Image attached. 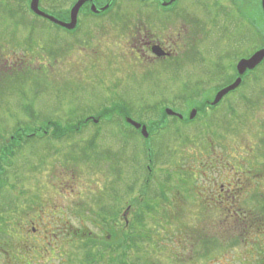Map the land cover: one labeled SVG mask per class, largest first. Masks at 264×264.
<instances>
[{"label":"rangeland","instance_id":"374dc122","mask_svg":"<svg viewBox=\"0 0 264 264\" xmlns=\"http://www.w3.org/2000/svg\"><path fill=\"white\" fill-rule=\"evenodd\" d=\"M116 1L107 17L101 20L83 17L79 29L68 33L31 15L28 12L30 3L0 0V42L3 37L9 39L10 50L8 92L5 101H0V135L8 134L5 136L8 141L16 127L26 125L49 132L41 137L24 139L22 152L10 158L9 186L5 188L3 202L9 210L7 214L11 212L9 218L12 217L9 219L7 216L4 224L13 230L10 235L0 238V264H117L116 251L113 254L110 250L112 255L107 254L108 247H94L98 244L94 239L87 242L90 244L86 248L82 246L83 241L67 245L71 247V255L68 256L71 258L67 262L64 257L67 255L66 247L59 245L55 249V243L49 245L48 239L44 242L49 245L46 244L49 252L45 247L39 250L31 244L26 246L20 241L19 230L14 228L28 219L38 227L43 226L45 235H50L48 229L53 228L49 211L83 207L84 204L89 210L90 220L93 218L92 223L99 224L95 214L106 212L111 220L115 215L120 218L126 213L129 202L139 216L133 215L136 220L133 225L138 227L135 232L141 234L139 232L147 230L148 235H140L141 239H137L136 233L133 238L129 233L124 237L121 252L128 259H124L123 264H229L236 262L238 256L247 257L246 251L250 246L246 243L250 239L247 232L254 234L256 231L250 232L251 229L244 228L236 220L230 227L225 215L196 209V184L189 177L194 174L197 148L198 155L202 153L201 159L216 163L213 174L225 166L224 172L230 173L226 175L235 173V178H247L250 175H245V171H252L251 175L259 173L264 183V142L261 143V139L264 140V67L256 73L257 77L249 88L250 111L244 119H236L232 134L227 132V128H220L216 135L212 125L216 120L210 118L202 125L203 129L197 127V122L185 129L177 128L171 120L167 126H154L153 119L165 117L161 112L166 107L176 112L184 111L187 104H182L180 99L194 95L200 83L206 85L204 93H209L210 97L213 95V90L219 85L211 82L215 70L213 63L219 61L222 53L211 51L209 66H200L198 57L195 52H190L189 47L190 55L181 56L183 49L177 50L180 41L172 35V45L177 51L171 61L151 64L141 56L140 62L131 52V29H127L126 23L129 20L132 25V17L127 11L136 5L135 0ZM179 1V9H187L193 16H198L195 12L202 16L211 15L206 9L215 15L221 6L227 5L223 9L226 10L224 14L232 15L234 23L230 25V17L210 19L207 29L211 33L216 32V23L220 20L218 29L224 23V27L240 31V34L246 27L241 26L243 20L240 18L242 6L246 3L251 26V30L248 29L250 53L264 43V38H261L264 37L262 0H237L236 7L230 2L229 6L225 4L226 0ZM75 2L67 0L61 3L57 0L49 3L44 0L40 1V8L56 17L57 13L70 12ZM107 2L109 0H101L98 4L103 6ZM206 23L203 20L198 23L199 28L195 23L189 27L195 39L200 28L202 36H205ZM243 39L235 49L247 44ZM209 46L207 41L202 44L203 48ZM239 49L243 54L247 52L248 45ZM2 60L0 58L1 63ZM235 60L230 57L223 64L228 67L235 64ZM126 103L135 122L147 127V123L152 121L150 126L154 130L151 134L156 137L147 141L135 136L129 139L130 134L125 132L131 129L123 126L124 120L120 115ZM116 107V112L104 114ZM100 115H108L111 121L81 126L80 136L71 133L74 125ZM50 121L60 124V132L55 133L57 130L53 127H44ZM221 123L232 125L230 120ZM200 131L203 136H200ZM66 133L72 136L64 139ZM206 136L214 140L213 147L202 149L199 141ZM208 151L211 159L207 158ZM245 159L251 163L249 166ZM149 176H155L156 180L148 183ZM159 190L175 193L162 196ZM17 198H20L19 202ZM20 206L31 211L30 215L22 217V222L15 215L20 213ZM35 207L42 209L39 212L41 217L33 214ZM262 208L264 210V206ZM259 217L264 221V215ZM250 240L258 241V237ZM92 247L97 249L93 251ZM114 248L116 250L115 245Z\"/></svg>","mask_w":264,"mask_h":264},{"label":"flooded vegetation","instance_id":"af4514ba","mask_svg":"<svg viewBox=\"0 0 264 264\" xmlns=\"http://www.w3.org/2000/svg\"><path fill=\"white\" fill-rule=\"evenodd\" d=\"M226 1L227 3L225 4H228V2H230L231 6L236 7L237 0H226ZM77 2L78 0L72 5L71 9ZM94 2L96 3L98 9L100 10L104 8L106 4H108L107 2L105 5L100 6L96 0H94ZM115 2L117 3V1L114 0L112 3L113 6ZM134 3L136 5L131 6L127 11V13L132 17V25L130 24L129 20H126V23H128L127 29L128 30L131 29V32L129 34L131 35V39H130L131 40L130 46L132 49L131 52L132 54H135V56H137L138 61L142 62L140 57L143 56L151 64L166 63L171 61L175 57L176 55L175 52L179 49L180 51L182 49L184 51L181 54V56L186 57L187 53H189L188 50L189 47L192 50L190 52H195V56L198 57L197 60L198 64L200 66L205 67L204 65L209 66L208 59H210L211 51L216 50L219 53H222V56L219 58V61L217 63H213L215 70L213 71L212 74L213 78L211 79L213 81L211 82L212 84L219 83V85L213 90L214 92L213 95L210 97L209 93L208 94L204 93V89L206 85L200 83L201 85H199V88H197V92H195L194 95L190 97H182V99H180L182 104L183 103L187 104V106H184L183 109L184 111L176 112L174 109H172V111L176 115L168 116L166 114V110L170 108L166 107L163 113L161 112V114L164 115L165 117L153 119L154 126H161L163 124L167 126L171 124L170 122L171 120L172 122H175L173 124L177 125V128L185 129L186 127H189L197 122V127L203 129L204 127L202 125H204L205 122L210 118L216 120V124L212 123V125L215 126L216 135L218 134V130L220 131V128L222 129L227 128V132H231L232 134V132L235 129L233 125H235L234 123L237 121L236 119L242 117L244 119L248 115L247 112L250 111L249 88L251 86L252 80L256 79L257 77L256 73L264 67V61H263L254 70L252 71L247 70L246 73L242 76H240L237 71V65L239 64L240 61L249 60L254 54H256L261 50H264V43H263L255 51L250 53L249 50L250 32L248 31V29L251 30V26L249 19L250 17L248 14V8H249L248 5L244 3L243 5L246 6H242L243 10L240 18L243 20V22H241V26H246V27L244 32L242 31V33L240 34V31H234L233 29H229L230 27L228 28L227 26L224 27V23L220 24V29H218V23L220 20H218L216 23V28H217L216 32L211 33L207 29V24L210 19L213 21L217 18L222 20L223 17L225 19H228L230 17L232 21L230 25L234 23V19L232 18V15H229L228 13L224 14L226 10H224L225 11L224 12L223 9L227 5L221 6L220 7L221 9H219L218 14L215 15H212V13L205 8L207 13L211 15L202 16L199 15L197 12H195L198 16H193L192 12L188 11L187 9H183V8L179 9V3H180L179 0H175V2L173 3H171V0H135ZM218 4L216 3V5ZM222 4L224 5L223 2ZM91 6L92 3H87L82 7L78 16L76 29L73 32H68V33H75L77 29H79L82 21L81 19L83 17L85 19H95V20H101L107 17L106 14L109 13L108 11L110 9L105 12H100L99 14L94 15L91 13ZM88 13L89 14L91 13V15H88ZM189 14H191V16ZM57 19L60 20L61 22L69 23L70 14L68 15L67 19L63 17ZM203 20L207 21L206 23L207 31L205 33V36H202L203 33L200 28L199 31L196 33L197 35L195 39V37L191 34V28L189 27H191L193 23H195V25L198 26ZM129 24L131 26H129ZM52 26L61 31L62 30L66 31L65 29L59 26H54V25ZM180 29H183V32L180 31ZM221 29L222 31L220 32ZM172 35L176 36L177 39L180 41V48L177 46V43H175V45L177 46V50H175L174 45H172V40H173ZM260 37L261 36L259 35L258 38ZM241 39H243V43L247 41V44L245 45L241 44V46H245L246 48L248 45L247 52H244L243 54H241L242 51L239 49L241 46L235 49V46L240 45L239 42L241 41ZM206 41L210 42V46L207 48H203L202 44ZM229 44L231 46H229ZM227 45L230 47L229 48L230 50L227 48ZM8 47H9V39H5V37H3L2 43L0 42V51H1L0 58H3L2 63L0 61V101L1 100L5 101L8 92L7 75L9 73V68H10L9 56H8L10 50ZM230 57L236 59L234 61L235 64L233 65L230 64L227 67L226 64L225 65L223 64V62L225 63L226 60L229 59ZM238 79H241L240 86L234 91L225 95L218 104L214 105L213 102L215 101L216 96L221 91L232 86ZM190 104L192 106L193 105L195 106L194 107L189 106ZM122 110H124V112L120 115L124 120L125 126L131 129V131L126 130L125 133H129L131 137L135 136L144 139L142 136L141 129L136 130L134 127L130 126L127 123V120L129 119L133 120L132 118L133 112H131V110L128 108V104L127 105L124 104V106H122ZM193 110H196L197 115L195 119L191 120L190 114ZM224 120L232 121V125L230 123H227V126L222 125L221 121ZM132 128L136 131V133H133ZM81 131L82 129L75 128L71 130V133L80 136L79 134L81 133ZM48 133L49 132L47 129H44L41 132H39L38 129L37 132L31 133L27 135V137L30 138L41 137V135H47ZM148 133H149V138L151 137L154 138L157 136L151 134L149 130ZM6 135L8 134H4L3 136L0 135V183L2 182V184H5V187L9 186V171L11 169V162H10L11 138L8 141H6L5 140ZM64 136H65L64 139H66L67 136H72V135L66 133ZM200 136H203L201 131H200ZM206 137L207 138L202 139L204 141L202 140L199 141L200 148L202 149H205L207 147L209 148L213 147L214 140H212V138H210L209 136ZM147 140L148 139H146L145 141ZM263 142L264 140L261 139L262 144ZM22 144L23 142L15 145L16 146L15 148L17 147L19 148L17 154H20L22 152L23 149ZM196 150L197 153L195 155V165L193 172L194 174L189 177L190 180L193 181L194 185L196 184L195 186L197 192L195 194V202H194L196 205V209L198 207V210L200 212H208L213 215L215 214L222 216L225 215L228 221H230L229 224L230 227L234 226V220H236L238 221V223H241V226L243 225L244 228L251 229L250 232L256 231L254 234H251L249 232H247V234L250 239L252 237L255 238L257 236L258 241L256 240L254 241L250 239L248 240V242L246 241V243L250 245L248 246L249 249L246 251L247 257L242 258L238 256L236 257L237 259L236 262H238L239 264H264V235H263L264 221L259 217V216L262 217L264 215V210L262 208L264 206V183L262 181L261 175L259 173L256 174L253 171L255 175L252 176L251 175L252 171L249 172L245 171V175L248 174L250 175V177L246 178L245 176V177L235 178V173H233L232 176L226 175L230 173L224 172L226 171L225 166L220 167L221 171L220 172L218 171L215 175L212 172L216 171L215 168L217 167L216 163L213 160L208 162L201 159L202 153L199 152L198 155V149L196 148ZM210 151L207 152V155L209 156L207 157L208 159H211L212 157ZM244 162L248 166L249 164H251L250 162H248L247 159H245ZM147 180L149 183L150 181H155L156 177L149 176ZM164 188L167 189V187ZM174 193L175 192L168 193L166 192V190H164L161 191L159 195L160 194L162 196H165L166 194L173 195ZM257 194L259 196H257ZM168 198L169 197L165 199ZM41 210L42 209H40L38 212H40ZM20 212L21 215L23 214L22 217H26L30 215L26 210H24V212L22 211ZM125 212L126 213L121 214L120 218H118L117 222L112 227V229L116 231L115 246H116L117 264H123V260L128 259L126 256L123 257L121 248L124 242V237L128 236L130 232L129 230L132 229L135 221L133 215H136L135 213L136 210L133 209L132 203L130 202L127 203ZM163 212L166 213L165 210H163ZM53 214L55 215V218L53 217L52 222H50L52 224L51 226L53 229L47 228L50 235L48 234L45 235L46 230L43 229V226L39 225L38 227L37 225H34L35 223L30 222L32 220L28 221V219H26L25 223L21 225L20 224L16 225L14 229L19 230L20 241L22 242V244H25L26 246H28V244H31L32 246L39 248V250L40 249L43 250V247H45L47 252L50 251L48 249V246L52 245V243H55V249L59 247V245H61V247L64 246L67 248V255H64L67 262H69V259L71 258V256L68 257L69 255H71L70 252L71 247L67 245H70V243L73 244V241H78V242L83 241L84 245L79 244V246L82 245L83 247L86 248L90 244L87 242H89L91 239H94L95 242L96 241L98 242L97 245L93 244L97 248H99L98 246L100 245H102V247L105 246L106 239L108 237L106 233V227L101 224L91 223L89 210L85 206V204L83 207L57 208L54 210ZM41 216L42 215H40L39 217ZM20 220L22 222V220L24 219L21 218ZM5 230L6 231L3 232L4 233L3 236H5V234H7L8 236L10 235L9 232L13 230V227L10 226ZM132 237L133 235L131 236V238ZM261 238H263V240H261ZM44 239H48L49 245L46 243L48 246H46ZM243 242L245 243V241ZM97 248L93 247V249L91 250L94 251ZM136 258L138 259V257ZM52 259L53 258H51V261ZM85 259H87L86 255H85ZM39 261L37 263H39ZM236 262L233 261L230 262L229 264H236Z\"/></svg>","mask_w":264,"mask_h":264},{"label":"trees","instance_id":"16d2710c","mask_svg":"<svg viewBox=\"0 0 264 264\" xmlns=\"http://www.w3.org/2000/svg\"><path fill=\"white\" fill-rule=\"evenodd\" d=\"M24 2H26V3H28L29 4V2H30V0H23ZM44 0H41V3L43 2ZM49 3L50 2H57V0H47ZM64 1L65 2H67V0H61V3H64ZM75 1H77V0H75ZM96 1H98V2H100L101 0H96ZM102 5V4H101ZM115 5H116V2H115V4H114V6L113 7H111L110 8V10L108 11V12H110L114 7H115ZM29 10V9H28ZM30 14H31V12H30V10L28 11ZM56 13V12H55ZM61 14V15H60ZM57 13V18H61L62 16H63V18H65V19H67L68 18V14H69V12H66V14H65V12L64 13ZM89 15H91V13L89 14ZM38 18V17H37ZM46 22V21H45ZM48 23V22H47ZM51 25V24H50ZM31 31H33V28L31 29ZM118 110V107H116L115 109H108L107 111H106V113H104V114H112L113 112H116ZM93 120H96V121H98V124H101L103 121H105L106 123L107 122H110L111 120H110V118H109V116L108 115H100V116H98L96 119L94 118ZM89 123H92L94 126H96V125H98V124H95L93 121H92V119H88V120H86V121H82V122H80V123H78L77 125H74L73 127H75V128H79V127H81V126H84V127H86ZM149 124V125H148ZM150 124H152V121L150 120L149 121V123H147V128H148V130H149V132L151 133V131H153L154 130V128H153V126H150ZM123 126H125V123H123ZM44 127L46 128H51V127H53L54 129H56L57 131H54V132H60L59 130V128H60V124L59 123H55L54 121H50V122H47V124H44ZM38 129H39V132H41L42 131V129L40 128V127H38V128H35V126L33 125V126H31V125H26V126H24V127H16L15 128V130H14V133L13 134H11V140H10V144H11V156H14L16 153H17V151H18V147L17 148H15L16 146L15 145H17L18 143H22L23 142V140L24 139H30V137H27V135H29V134H31V133H33V132H37L38 131ZM132 130H133V133H136V131L132 128ZM127 137L129 138V136L127 135ZM131 138H134V137H131L130 136V138L129 139H131ZM150 164H152V161H150ZM12 167V166H11ZM147 170V169H146ZM147 172H148V174H151V172L150 171H148L147 170ZM7 187V186H6ZM5 184H2V182L0 183V201H2L3 202V200H4V198H3V196H4V194H5ZM14 188V187H13ZM7 189V188H6ZM27 193H28V191H27ZM20 194H21V192H20ZM18 197H21L22 198V196L21 195H19ZM6 200H7V197H6ZM18 202L20 201V198H17L16 199ZM15 200V201H16ZM8 203V202H7ZM6 202L4 203H2V205H1V202H0V238L3 236V232H5L6 230V228L5 227H7V225L8 224H4V221H6L7 222V216L9 215V214H11V212L9 213V214H7L8 212H9V210H6ZM19 211L21 210L22 212H24V210H28V208H21V206L19 207V209H18ZM40 209L38 208V207H35V208H33V210L32 211H34L33 212V214H38ZM7 211V212H6ZM30 212L31 211H28V213L30 214ZM27 213V214H28ZM16 215V217H20V218H22V215H21V212L19 213V212H17V214H15ZM48 217L49 218H55V215L53 214V212H51L50 211V214L48 215ZM135 217H137V215L135 216ZM139 217V216H138ZM137 217V218H138ZM8 218H9V216H8ZM12 217H10L9 219H11ZM95 218L98 220L97 221V223H99V224H101V225H104L105 227H106V233H107V235H108V238L106 239V244H105V247L107 248V254H112V252H113V254H114V252L116 251L115 250V248H114V245H115V237H116V231L115 230H113L112 229V227L114 226V224L117 222V220H118V216H114L113 217V220H111V217L106 213V212H103V213H101L100 215L99 214H95ZM50 219V220H51ZM92 220H93V218H92ZM92 220H91V223H92ZM10 221H12V220H9V222ZM136 221V220H135ZM134 221V222H135ZM138 221H140L139 219H138ZM20 222V221H19ZM142 223V222H141ZM16 225H18V224H16ZM10 226V225H9ZM144 226V225H143ZM138 229V227H135L134 225H133V227H132V229H130L129 231V233L131 234L130 235V237L133 235V236H135V231H136V229ZM144 228H146V226L144 227ZM143 228V229H144ZM124 230H125V228H124ZM145 230V229H144ZM148 231L147 230H145V231H143V232H139V233H141V234H138V233H136L137 234V239L139 238V236L140 235H142L143 237H144V235L145 236H147L148 234H146ZM2 235V236H1ZM5 237V236H4ZM152 236H149L148 238H151ZM133 238V237H132ZM139 239H141V238H139ZM130 242V241H129ZM95 247V246H94ZM99 247V246H98ZM92 249H93V247H92ZM110 250L112 251V252H110ZM116 253V252H115ZM112 254V255H113ZM91 260H93V258L91 259Z\"/></svg>","mask_w":264,"mask_h":264},{"label":"water","instance_id":"95a60500","mask_svg":"<svg viewBox=\"0 0 264 264\" xmlns=\"http://www.w3.org/2000/svg\"><path fill=\"white\" fill-rule=\"evenodd\" d=\"M113 1L114 0H109L108 5L100 10V9H98L94 0H78V2L70 10V22L69 23L61 22L56 17L43 12L40 9V0H30V10L37 17H40L44 20H47L54 25H58L67 31H73L76 29L80 10L82 9V7L85 4L92 3L91 12L94 14H99L100 12H105L106 10H108L111 7ZM173 2H175V0H171V3H173ZM262 2H263V8H264V0H262ZM263 61H264V50H261V51L257 52L256 54H254L249 60L240 61L239 64L237 65V71H238L239 75L242 76L246 73L247 70H250V71L254 70ZM240 84H241V79H238L232 86L221 91L216 96V99L213 102V104L214 105L218 104L225 95H227L228 93L237 89L240 86ZM166 114L168 116L176 115L172 110H166ZM196 115H197L196 110H193L190 114V119L191 120L195 119ZM127 123L129 125H131L132 127H134L136 130L141 129L142 136L145 139L149 138V133H148L146 126H142L140 123H137L131 119L127 120Z\"/></svg>","mask_w":264,"mask_h":264}]
</instances>
